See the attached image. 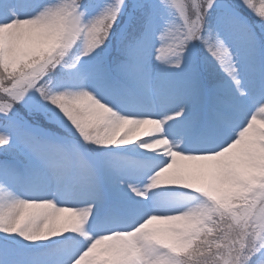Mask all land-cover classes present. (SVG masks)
I'll list each match as a JSON object with an SVG mask.
<instances>
[{"label": "snow or ice", "instance_id": "obj_1", "mask_svg": "<svg viewBox=\"0 0 264 264\" xmlns=\"http://www.w3.org/2000/svg\"><path fill=\"white\" fill-rule=\"evenodd\" d=\"M0 264H264V0H0Z\"/></svg>", "mask_w": 264, "mask_h": 264}]
</instances>
